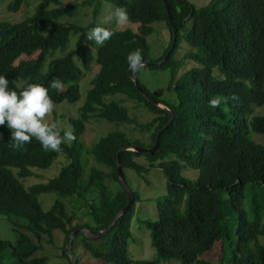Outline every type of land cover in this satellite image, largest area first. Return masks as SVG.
Here are the masks:
<instances>
[{"label": "trees", "instance_id": "trees-1", "mask_svg": "<svg viewBox=\"0 0 264 264\" xmlns=\"http://www.w3.org/2000/svg\"><path fill=\"white\" fill-rule=\"evenodd\" d=\"M28 1L9 0L7 9L19 12ZM110 1L125 9L127 19L138 23V29L97 25L113 33L102 45L90 41L95 45L97 62L108 64V70L91 79L78 116L70 118L74 139L69 144L62 142L58 151L44 150L34 138L12 148L8 143L10 131L0 125V215L9 217L17 231L14 243L0 239V261L9 254V264H45L47 257L35 253L42 240L52 243V231L59 229L65 235L61 256L71 264L65 252L69 233L82 227L97 233L109 226L127 203V193L117 176L118 153L124 176L125 169L141 175L155 167L163 172L166 182L164 196L154 199L156 218H137L150 231L157 256L135 263L160 264L176 258L181 264H211L201 256L217 243L222 263L226 259L228 264H264V115L252 114L254 106L264 103V0H209L198 7L189 0ZM90 2L57 7L59 0H38L33 12L22 20L0 21V75L8 79L10 90L19 92L30 83L40 84L52 102L79 99L77 81L83 72L72 57L79 54L84 60L83 43L95 19L86 26L69 23L46 29L65 9ZM164 3L175 24V45L163 63L142 68L168 69L167 87L175 99L167 101L139 85L147 97L172 111L170 122L168 111L137 91L126 60L137 49L142 61L154 63L164 57L172 38ZM98 8L99 2L93 17ZM156 20L166 21L170 40L162 56L151 61L145 35L149 23ZM187 22L190 26L182 39L190 47L178 57L177 34ZM71 32L78 33L76 47L66 50ZM187 60L193 63L188 69L184 67ZM53 80H58L59 86L51 87ZM108 95L135 100L151 118L138 121L122 103L105 101ZM213 98H221L215 108L208 104ZM92 117L131 126L134 133L116 128L100 136L88 152L105 167L91 166L85 175L78 137ZM55 125L63 136L64 130ZM254 134L260 135V141ZM156 139L159 144L152 153L120 150L130 145L151 147ZM60 154L66 157V163L53 178L28 187L19 181L18 177L32 176V168H47ZM140 157L146 164L136 160ZM186 168L197 171L196 177L184 176L181 170ZM107 181L112 183L108 186ZM131 191L129 209L105 234L87 239L76 233L71 247L75 256L79 245L92 258L110 264H132L128 240L140 197L137 191ZM51 192L59 197L43 210L37 195ZM69 198L83 202V222H78L69 210ZM76 264H83L77 256Z\"/></svg>", "mask_w": 264, "mask_h": 264}, {"label": "rangeland", "instance_id": "rangeland-1", "mask_svg": "<svg viewBox=\"0 0 264 264\" xmlns=\"http://www.w3.org/2000/svg\"><path fill=\"white\" fill-rule=\"evenodd\" d=\"M8 1L9 0L0 1V21H20L33 12L34 7L38 2V0H29L28 5L23 10L19 12H11L7 9ZM82 1L83 0H59L57 7H63L73 3H81ZM189 1L192 2L196 7L209 2V0ZM97 2H99V8L96 16L93 17V9ZM117 8L118 7L110 0H91V2L87 5H76L70 9H65L63 15L56 21L52 22L46 31L57 25H68L69 23L79 26H86L92 22L93 18L95 19L96 24L89 26L87 32H89L93 27H97L98 24L103 25L107 29L120 30L129 28L131 30L137 31L138 23L131 22L128 19L124 23L116 22L114 11ZM189 26L190 22H187L186 25L178 31L177 35L179 43L176 52L178 57L190 47L182 39L183 32ZM149 27L150 30L145 35V39L148 46V59L153 61L162 56L164 49L168 46L170 32L165 20L152 21L149 23ZM77 34L78 33L76 32L70 33L68 42L66 44V50L74 49L76 47L78 38ZM94 44L96 43L94 42ZM94 44H91V42L87 40L86 36V39L83 43L84 60L81 59L79 54H74L72 57L74 64L83 72V76L77 81L80 94L79 99L72 103L65 101L52 102V111L44 118L48 124H57L61 129L64 130V132H71L72 126L70 123V118L78 116L79 108L85 99L88 88L90 87L91 79L100 76L102 73L108 70V64L103 66L97 62V54ZM192 64L193 63L191 60H187L184 67L188 69ZM137 75V79L139 80L138 83L143 84L151 93L156 94L158 97L167 101H172L175 99V94L167 87V80L169 78L168 69L141 68L138 70ZM111 99L117 100L118 102L125 105L130 116L136 118L138 121H144L151 118V114L148 113L142 106L136 105V101L133 99L127 98L123 95H108L104 98L105 101H109ZM252 114L264 115V103L259 106H254ZM84 125V131L78 137V140L83 147L81 158L86 175L91 166H97L99 168L105 167L104 165L95 162L92 155L88 152L89 147L93 145L100 136L116 128L130 132H133V129H131V126L128 125H116L114 122L105 121L95 117L90 118L85 122ZM146 136L147 134L143 135V138H146ZM253 137L256 141H260L261 139L260 135L258 134H254ZM70 142L65 141L66 144H69ZM136 160L146 164V161L143 157L136 158ZM65 163L66 157L60 154L47 168H32V176L26 178L18 177V179L25 187L38 182H46L50 178L56 176L62 165ZM124 172L127 183L132 190L138 192L140 197V200L135 203L136 214L133 215V220L131 221L132 237L128 240L129 258L132 260V264H137L135 263L136 260L146 261L154 259L157 256L155 249L151 245L150 231L142 223H139L137 218H147L150 220H154L156 218L154 199H161L164 196L166 192V182L163 177V172L155 167L149 168L147 172H144L141 175H138L133 169L130 168L125 169ZM181 173L184 176L190 178H195L197 175V171L191 168L182 169ZM111 183L112 182L107 181L108 186ZM112 186L113 187L111 188L115 187L114 184H112ZM57 197L59 196L54 192L41 193L37 195V200L43 210H48L52 202ZM61 199L66 202V198ZM67 201H70V204L67 203V206L69 210L75 213L76 220L78 222H83L85 220V207L83 202H80L76 198H69ZM74 213L72 214L74 215ZM12 219L16 220L18 223L24 222L23 219ZM16 238L17 231L14 230L11 219L7 216L0 215V239L8 240L14 243ZM52 239V243L50 244L45 240H42L40 242V248L36 251L35 255L47 257L45 264H68L67 261L61 256V249L65 241V235L59 229H54L52 231ZM76 256L83 264H110L108 262L92 258L87 252H84L79 247V245L76 249ZM201 257L209 261L211 264H228L226 259L223 263L221 262V251L219 250L217 243H215L211 249L205 251ZM9 263H11L10 255L5 254L2 256V262L0 261V264ZM160 264H181V262L179 259L172 258L161 261Z\"/></svg>", "mask_w": 264, "mask_h": 264}, {"label": "clouds", "instance_id": "clouds-1", "mask_svg": "<svg viewBox=\"0 0 264 264\" xmlns=\"http://www.w3.org/2000/svg\"><path fill=\"white\" fill-rule=\"evenodd\" d=\"M127 15L123 8L114 11L117 23H124ZM112 35L111 31L97 26L87 33V40L102 45ZM126 60L130 71H138L143 67L138 49L130 52ZM8 84L5 75H0V125L10 131L9 147H20L34 138L44 150L58 151L62 142L74 139L71 132H64L61 136V130L55 124L49 125L44 119L53 107L44 86L30 83L17 92L10 90ZM50 86H59V81H51ZM220 103L221 98H213L208 102L211 108L217 107Z\"/></svg>", "mask_w": 264, "mask_h": 264}, {"label": "water", "instance_id": "water-1", "mask_svg": "<svg viewBox=\"0 0 264 264\" xmlns=\"http://www.w3.org/2000/svg\"><path fill=\"white\" fill-rule=\"evenodd\" d=\"M164 6L166 7L168 22L170 24L171 32H172L171 44H170L166 54L164 55V57L160 61L154 62V63L143 61V65H149V64L157 65V64L163 63L167 59V57L169 56V53L172 51V49H173V47L175 45V40H176L175 24L172 22L170 12H169L168 7H167V5L165 3H164ZM128 74H129V77L131 78V80L134 82V85L136 86L137 91L139 93H141L143 95V97H145L148 101L154 103V105H156V107H158L160 109H164V110H166V111H168L170 113V118H169V122H170L172 120V117H173L172 111H170L164 104L159 103L156 100H153V99H150L149 97H147L146 93L142 90L141 86L138 83V79H137L136 74H134L132 71H130L129 68H128ZM166 126H164V129L166 128ZM162 130L163 129L158 130V134H160V132ZM158 144H159V141H158V139H156L155 143L151 147H139L137 145H130V146H123V147L120 148V150H131V151H136V152L144 151V152L152 153L157 148ZM118 159L119 158H118V153H117L115 155L117 176H118V179H119L120 183L123 185V187H124V189H125V191L127 193V196H128L127 203L115 215V218L113 219L112 223L109 226H107L106 228L98 231L97 233H92L88 228H85V227L76 228V229L72 230L69 233V235H68V237L66 239V243H65V252L69 256V258L71 260V264H76V256H75V254L73 253V251L71 249L72 240L75 237L76 233L77 232L82 233L87 239L99 238L100 236L105 234L109 229H111L112 225L116 222V219L119 216H121L124 213H126V211L129 209V207H130V205H131V203L133 201L132 191H131L130 187L128 186V184L126 183L125 176H124L123 170H122V168H121V166H120V164L118 162Z\"/></svg>", "mask_w": 264, "mask_h": 264}]
</instances>
